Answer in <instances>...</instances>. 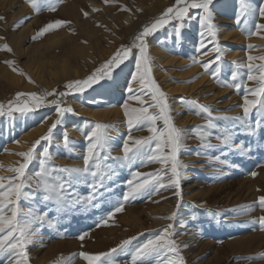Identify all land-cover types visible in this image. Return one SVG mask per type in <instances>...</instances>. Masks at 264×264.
Listing matches in <instances>:
<instances>
[{
    "label": "rangeland",
    "instance_id": "374dc122",
    "mask_svg": "<svg viewBox=\"0 0 264 264\" xmlns=\"http://www.w3.org/2000/svg\"><path fill=\"white\" fill-rule=\"evenodd\" d=\"M54 2L55 0H48L44 5L53 6L56 4ZM100 2L104 8H97L94 11L99 13V16L96 15L98 20L92 18L93 12L91 14L88 12L87 16L84 14L80 16L74 26L57 27L46 32L42 37L37 36L42 21L36 17L52 9L44 7L34 11L26 0H6L0 3V16L4 17L0 20V38H3L0 39V46L7 44L12 50L8 52L0 47V103L6 105L17 92L39 93L42 90L52 89H56L57 92L66 91L64 85L67 81L86 77L108 60L121 45L132 44L133 37L142 30L143 26L166 7L171 6L174 0H109L107 3L101 0ZM24 4L26 10L22 9L21 15L10 20L9 15ZM260 4H264V0H247L250 9L258 8ZM211 7L213 23L217 26L216 39L224 52L219 62L221 71L216 78L211 75V72L215 71L214 65L210 66L209 70H205L201 63L193 62V58L205 63L215 59V52L211 50H208L207 55L196 52L200 39L198 20L183 22L180 41H177L174 31L180 21H173L154 35L146 37L148 54L151 57V75L168 97L174 124L187 130L184 149L178 156L186 165L181 180L182 202L179 208L177 209L175 188L168 187L158 191L153 188L136 199L125 202L121 212L114 213L108 218L107 214L119 205L123 193L127 191L126 182L132 178L133 171L150 173L161 168V165L155 162H137L131 167H120L119 162L109 161L115 167V175L111 180H105L104 187L99 189L94 206L76 205L59 214L50 211L48 219L55 217L54 227H49L47 222H36L33 225L31 242L27 246L28 264H87L78 253L107 252L119 245L122 240L129 238H132V241L127 248L134 249L158 235L159 230L169 223L174 225L173 239L181 246L180 254L185 264H264V258H247L264 251V230L258 225L254 227L249 222L252 218L264 215V209L258 205L251 210L242 207L254 205L257 198L264 195V129L258 131L255 136H248L242 128L230 123L229 126L233 127L236 134L234 143H242L248 149L246 154L241 155L227 147L210 150L208 154H197L201 152L200 141L192 130L194 126L204 124L207 117L203 113L198 114L200 110L195 105L187 103L195 100L199 104L210 105L213 116L242 114L239 105L245 95L243 87L237 90L228 86L225 81L246 82L250 88L258 86L257 82L247 80L246 69L241 70L244 75L237 81L232 82L230 77L231 72L236 70V65L248 63V55H264V30H260L258 35L248 34V31H258L255 25L264 24V17H261L258 11L255 15L246 13L247 23L244 24L246 30H242L236 21L241 7L240 0H214ZM27 10H30V15L28 13L25 17L24 12ZM197 14L198 10H192L193 16ZM21 21L24 22L23 27L28 25L24 30L28 35L26 46L29 45L30 50L24 55H18L16 45L11 41L13 30L21 26ZM243 23L244 18L241 19V24ZM99 38H102V41L97 47L95 40ZM75 44L91 45L93 49L86 58H80L67 70L56 71L55 68L62 59L69 57ZM248 45L255 47L249 48ZM212 47L213 45L209 44V49ZM108 48L112 50L110 54L105 51ZM156 50H160L163 54L157 56ZM9 60L14 61L13 67L17 71H13V68L5 63ZM122 67L127 68L129 73L134 71V56L130 57ZM19 70L25 75H21ZM29 78L33 82H30ZM132 87L137 88L139 85L133 83ZM171 87H178L179 90L173 92L167 89ZM127 88L128 81H123L122 90L126 91ZM101 89L102 87H95L84 94L76 93L62 98V106H71L75 114L65 115L62 125L54 130L53 144L62 145V137L66 133L75 146V153L69 155L63 147L53 146L51 148L53 165H83L82 158H78L77 154H82L87 141L79 129H88L94 122L114 126L108 129L113 137L109 153L112 157L122 155V144L129 135L133 137L149 135L147 125L136 127L129 132L121 107L123 102L100 98L97 92ZM249 96L251 98L250 93ZM179 97H184L186 102L181 103ZM54 98L47 97L48 100ZM142 99L146 104L150 102V97L147 95H143ZM130 103L131 107L140 106L136 101ZM176 106H182L183 112H177L179 109H176ZM149 111L156 109L150 108ZM182 113L187 117L181 119L179 116ZM13 116L14 119L0 117V165L4 166L0 168L2 176L12 175L7 170V166H18V162L22 160L17 153L25 150L19 147L20 143L14 141H19L23 135L38 131L42 127L43 130L37 135L38 139L56 119V112L54 106H48L26 117L15 113ZM259 116L264 114L258 115L254 112L251 116L252 122L254 123ZM66 122L67 126L64 127L63 124ZM217 123L223 125L229 122ZM157 126L163 127L162 122L158 121ZM211 143L218 144L219 141L213 137ZM215 156H220L226 163L216 161ZM38 167V160L33 161L29 166V175H33ZM253 172L256 173L255 176L251 175ZM161 182L167 184V180ZM76 190L81 195L89 192L84 185L78 186ZM27 191L35 194L36 198L22 200L21 206L25 210L30 206L38 207L43 212L45 205L40 202L41 194L36 192L35 186ZM193 205L196 207L193 208ZM47 207L53 205L49 204ZM208 209L219 215H210ZM153 211L156 213H150ZM173 212H177L174 220L159 219ZM193 212L197 215L196 220L191 219ZM104 220H107L106 224ZM81 235H84L83 240L79 238ZM117 255L119 264L126 262L130 264L128 251L122 250ZM160 261L162 264L163 257ZM0 264H8L7 257L0 258Z\"/></svg>",
    "mask_w": 264,
    "mask_h": 264
},
{
    "label": "snow or ice",
    "instance_id": "6c2138e0",
    "mask_svg": "<svg viewBox=\"0 0 264 264\" xmlns=\"http://www.w3.org/2000/svg\"><path fill=\"white\" fill-rule=\"evenodd\" d=\"M34 11L48 3V0H26ZM109 2V0H105ZM214 0H174V3L166 7L158 16L154 17L148 24L144 25L134 37L130 45H121L112 56L100 64L91 74L82 79L69 80L64 85L66 91L57 92L56 89L51 91L42 90L38 92H17L13 99L7 101V104L0 103V117L13 118V114L27 116L35 113L42 107L54 106L56 119L47 128L45 134L31 143L26 151L17 153L22 158L18 162V166H7V170L12 173L10 176L0 175V258L7 257L8 264H28L29 256L27 246L29 245L30 236L33 234L32 228L36 222H47L49 227H54L53 219H48V213L54 211L61 213L67 208L76 205H93L99 194V189L104 187L105 180H111L115 175V167L112 163L119 162V166H133L137 162H155L161 165L160 169L155 172L142 173L133 171L132 178L127 183V191L123 193L119 205L109 212L108 218L114 213L123 210L125 202L136 199L143 193L155 188L160 189L172 187L175 188V196L177 197V209L182 202L181 180L183 172L186 168L178 158L179 153L184 149V140L186 139V129L177 127L171 114V108L168 103V97L160 86L156 83L151 75L150 59L148 54V43L146 37L154 35L165 26L173 21L181 23L175 26V36L177 41L182 40V28L185 20H198L200 31L198 33L200 39L196 52L201 55H207L208 50L215 52L214 61L207 63L193 58L194 63H201L205 70H209L210 66H215V71L211 75L218 77L221 67L220 61L223 57V50L219 47L217 41V26L213 23L214 16L212 5ZM240 10L237 13L236 21L242 30L244 24L247 23L246 13L255 15L258 11L261 17H264V4H260L258 8L250 9L247 6V0H240ZM95 10V9H94ZM192 10H198L196 16L192 15ZM87 16V13H84ZM244 23L241 24V19ZM4 17L0 16V20ZM67 21L56 20L45 25L39 30V35L53 30ZM255 28L258 31H248L249 35H258L260 30H264V24L257 23ZM36 38V37H34ZM3 39V38H0ZM208 41V44H206ZM209 44L213 45L209 49ZM3 50L11 52V48L4 44ZM249 48L255 47L248 45ZM134 49L136 51H134ZM135 59V70L131 72V79L126 89L128 96L121 105L126 123L131 132L132 129L147 125L149 135L146 137H133L129 135L123 142L121 151L122 155L110 156V145L113 137L108 129L114 127L105 123H91L90 128L79 129L85 135L87 146L82 154H77L78 158H82L83 165L73 166H55L52 164L53 154L51 148L53 146L63 147L72 155L75 153V146L70 141L66 133L63 134L62 145H54V130L62 125L66 114H75L71 106H62V98L71 94H84L88 90L95 87H102L103 83L115 78L116 72L121 70L122 65L129 60L130 57ZM248 63L236 65V70L231 72V81L235 82L244 73L242 69H246L248 81L257 82V87L250 88L246 82L229 83L228 86L235 87L237 90L243 87L245 95L242 97L243 102L239 105L242 114L235 116H213L210 105L199 104L198 101H187L195 105L200 112L206 115L207 119L204 124L194 126L193 133L200 141L201 152L197 154H208L210 150L220 149L222 147L230 148L239 152L241 155L246 154L248 149L241 144H235V133L230 123H235L242 128L248 136H255L258 131L264 129V116H259L253 123L252 114H264V55L252 56L248 55ZM260 61V63H255ZM13 71H17L14 61H5ZM235 64V62H233ZM21 75H25L19 70ZM30 82L31 79L29 78ZM137 83L139 87L133 88L132 84ZM251 94V98L249 96ZM143 95L150 97V102L146 104L142 99ZM55 97L48 100L47 97ZM181 103H185L184 97H179ZM129 101H136L139 107H130ZM150 108L156 111H149ZM162 122L163 127H158L157 122ZM218 121H226L223 125ZM215 138L218 144L211 143V139ZM19 144V141H14ZM153 144L155 147H153ZM39 149V151H38ZM38 152V155H37ZM218 162L222 161L220 156H215ZM38 160V170L33 175H29V166L33 161ZM4 167L0 165V168ZM251 175L255 176L253 172ZM167 180V184L161 181ZM35 186L37 193H40V202L45 205V210L40 211L38 207H29L25 210L21 206L22 200L35 199V194H30L27 189ZM84 185L89 189L85 195L77 193V187ZM49 204L53 207H47ZM258 205L264 209V195L259 196L254 205L242 206L251 210ZM196 205H193L195 208ZM210 215L216 216L219 213L207 210ZM177 212H173L166 217L172 221L175 219ZM191 219L196 220L197 215L193 212ZM105 224L107 220L103 221ZM254 227L259 226L264 230V215L258 218H252L249 221ZM172 223L167 224L159 234L148 239L144 243L136 246L134 249H128L131 245L132 238L122 240L115 248L109 249L107 252L88 253L80 252L78 255L84 259L87 264H119L118 253L122 250L128 251L130 254V264H161L160 258L163 257L162 264H185L184 258L180 254V245L173 239L174 232ZM38 230V229H37ZM84 239V235L79 237ZM77 255V254H73ZM248 259L264 258V251L249 256ZM128 264V262H126Z\"/></svg>",
    "mask_w": 264,
    "mask_h": 264
},
{
    "label": "bare ground",
    "instance_id": "6f19581e",
    "mask_svg": "<svg viewBox=\"0 0 264 264\" xmlns=\"http://www.w3.org/2000/svg\"><path fill=\"white\" fill-rule=\"evenodd\" d=\"M100 1L101 0H55L54 3H56V4H54L53 6L47 7L46 5H44L43 7L40 8V9H43L45 7V8H48V9H52V11L43 12L36 18H39L42 21L40 29L43 28L48 23L54 22L56 20L67 21L68 23L63 24V25H70V26L72 25V26H74L75 22L80 18V16H83L84 13H88L89 12L91 14L92 12L94 13V11H95L94 9L101 8V7L103 9L104 7L101 5ZM4 2H6V0H1L0 3H4ZM22 9L26 10L25 4L21 5V8L18 9L16 12H14L13 14L11 13L9 15V16H11L10 20H12L13 18L17 17V15H21L22 12H23ZM100 12H101V10H100ZM24 13H25L24 16L27 17L28 13L30 15V10H27V12H24ZM95 13H94V16L92 18L95 19V20H98V16H99L98 14L99 13L98 14L97 13L95 14ZM96 15H98V16H96ZM100 15H102V14L100 13ZM46 16H48V18ZM23 25H24V22L21 21V26H18L16 28V30L14 29L13 33H12L13 36H12L11 41H12V44L16 45V50H17L18 55L27 54L28 50H30L29 49V45L26 46L28 35L25 33V30H26L28 25L24 26V27H23ZM59 27H61V26H59ZM43 35H39V36L42 37ZM241 40H243V39H241ZM95 41L97 43L96 46L98 47V44H101L102 38H99L98 40L96 39ZM90 46H87V45H84V44H81V45L75 44V46L73 47L72 51L70 50L71 54L69 55V57H67L65 59H62V62H60L59 65L55 68L56 71L67 70L68 68H70L72 66V64L74 62H77L78 60H80V58H86L90 54L92 49H93L92 46L91 47ZM105 51H107L108 54H110L112 50L110 48H108ZM155 54H157V56H160L163 53L160 50H156ZM170 59L171 58H169V60ZM130 79H131V71L129 73L127 68L122 67L121 70H118L116 72V75H115L114 79H112L110 81H106V83L105 82L103 83L102 89L100 90V92H97V96H99L100 98H103V99L119 100V101L121 100V102L124 103V101L127 99L128 93H127V91H123L122 90V84H123V81H128L129 82ZM134 85H136V84H134ZM167 89H169V90L171 89V90H173V92L179 90L178 87H174V88L171 87V88H167ZM131 105L132 104L129 101V106L131 107ZM177 108L179 109V111H177V112H183L182 106H176V109ZM179 117L181 119H184L187 116L184 113H182V114H180ZM66 124H67V122L65 124H63L64 127L67 126ZM69 125H70V123H69ZM42 130H43V128L41 127V128L38 129V131L29 132L26 135H23V137L19 140L20 141L19 147L26 151L27 148L31 146V143L34 142L37 139V135ZM150 213L155 214L156 212L153 211V212H150Z\"/></svg>",
    "mask_w": 264,
    "mask_h": 264
}]
</instances>
